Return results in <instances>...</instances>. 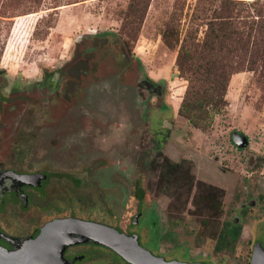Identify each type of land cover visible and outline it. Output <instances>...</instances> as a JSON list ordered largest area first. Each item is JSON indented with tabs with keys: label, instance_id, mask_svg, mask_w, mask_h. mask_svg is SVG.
<instances>
[{
	"label": "flooded vegetation",
	"instance_id": "flooded-vegetation-1",
	"mask_svg": "<svg viewBox=\"0 0 264 264\" xmlns=\"http://www.w3.org/2000/svg\"><path fill=\"white\" fill-rule=\"evenodd\" d=\"M85 39L55 71L0 72V264H264V157L247 152L249 139L237 148L233 132L235 176L195 156L181 127L159 119L172 107L165 88L142 76L123 40ZM119 88L156 112L155 125L134 121L132 144L113 136L129 127L110 120L115 104H92ZM200 160L219 180L199 173Z\"/></svg>",
	"mask_w": 264,
	"mask_h": 264
},
{
	"label": "rangeland",
	"instance_id": "rangeland-1",
	"mask_svg": "<svg viewBox=\"0 0 264 264\" xmlns=\"http://www.w3.org/2000/svg\"><path fill=\"white\" fill-rule=\"evenodd\" d=\"M129 2L130 0H0V72L5 73L9 80L16 75L36 78L44 72L55 71L54 67L61 66L74 55L77 41L86 42V37L96 34L115 35L126 44L127 51L142 76L154 82H162L165 88L164 105L172 107L162 110L158 115L159 119L176 129L181 127L182 142L189 147L191 153L208 161L217 157L220 167L231 166V172L235 176L237 173L234 170L242 168L238 165V160L243 153L232 146L230 135L238 132L249 139L247 152L264 157V83L258 81L251 72H239L231 76L226 90V111L216 115L209 126L195 129L182 117L174 116L187 83L179 78L175 67L177 49H169L162 43L161 32L174 12L179 14L177 9L182 8L185 14L188 6L193 5L195 0H150L137 32L135 26L130 29L129 20L125 18ZM131 89L130 97H126L127 89L119 88L113 92L116 98L113 96L112 99L106 93L96 96L98 100L92 104L97 105L98 109H114L115 104L116 111L110 120L116 124L125 120L129 127L118 128L113 136L118 135L119 142L123 143L128 139L127 142L130 140L132 144L140 129L139 126L137 129L134 121L139 125L149 117L153 121L152 125L157 121L156 112L150 110V100L140 97L135 88ZM89 110L104 115L100 110ZM76 116L77 114H72L70 121L73 122ZM147 137H150L149 134L142 132L141 143ZM259 171L264 177V167ZM199 173L214 180L219 177L214 172L213 164L203 160L199 163ZM242 174L247 179L251 172ZM239 187L240 182L236 181L231 190H239Z\"/></svg>",
	"mask_w": 264,
	"mask_h": 264
},
{
	"label": "trees",
	"instance_id": "trees-1",
	"mask_svg": "<svg viewBox=\"0 0 264 264\" xmlns=\"http://www.w3.org/2000/svg\"><path fill=\"white\" fill-rule=\"evenodd\" d=\"M149 2L130 0L127 6L125 18L135 32ZM181 9L170 17L161 41L177 49L175 67L187 83L178 115L203 129L226 111L232 75L251 72L264 83V0H195L185 14Z\"/></svg>",
	"mask_w": 264,
	"mask_h": 264
},
{
	"label": "water",
	"instance_id": "water-1",
	"mask_svg": "<svg viewBox=\"0 0 264 264\" xmlns=\"http://www.w3.org/2000/svg\"><path fill=\"white\" fill-rule=\"evenodd\" d=\"M232 142L234 143V145L237 148L242 149V148H244V147L247 146V144H248V138H247V136H245L242 133L233 132L232 133Z\"/></svg>",
	"mask_w": 264,
	"mask_h": 264
}]
</instances>
